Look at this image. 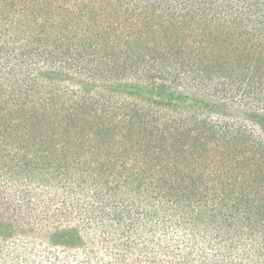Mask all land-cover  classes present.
Here are the masks:
<instances>
[{"label": "trees", "instance_id": "trees-1", "mask_svg": "<svg viewBox=\"0 0 264 264\" xmlns=\"http://www.w3.org/2000/svg\"><path fill=\"white\" fill-rule=\"evenodd\" d=\"M0 264H264V0H0Z\"/></svg>", "mask_w": 264, "mask_h": 264}]
</instances>
